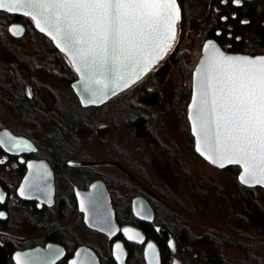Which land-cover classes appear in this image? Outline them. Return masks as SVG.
Returning a JSON list of instances; mask_svg holds the SVG:
<instances>
[{"label":"flooded vegetation","instance_id":"af4514ba","mask_svg":"<svg viewBox=\"0 0 264 264\" xmlns=\"http://www.w3.org/2000/svg\"><path fill=\"white\" fill-rule=\"evenodd\" d=\"M192 1L179 0L182 12L178 22L177 36L179 24L181 29L187 27V23L192 17L191 10L197 8L193 17H197L199 13H203L205 16V24L200 28L201 36L205 37L201 53L203 45L208 39L216 40L228 52L252 55L264 53V45L261 44L258 37L247 31L249 28H253L252 25L257 26L249 12H253L254 3H258L257 10L261 11L262 4L259 0H239V3L235 0H201V2H207L206 7L200 2V5L197 3L198 5L194 7ZM0 16L9 21L5 29L8 36L18 38L24 36L30 29L34 34L38 31L26 16L1 9ZM14 22L23 24L25 29L22 35L17 36L11 32L10 26ZM247 26L250 27L245 29ZM2 42L3 40H0V44ZM10 54L13 55L11 56L13 62L12 60L0 62L2 64L0 67V108H10L19 119L18 123L22 122L31 127L38 124H51L52 128L50 133L43 137L41 143L30 131L22 129V125L6 124L0 115V131L8 130L14 136L25 138L23 143H14L5 136L0 143V195L3 197L0 200V214H2L0 215V244L12 243L14 247L11 255L12 264H16L13 260L16 250L37 245L44 246L48 242L58 243L65 248L64 257L56 264H68L69 259L74 256L75 251L81 245L92 248L98 255L101 264H118L115 256L117 242H120L125 250V264H147L145 247L149 240L156 243L160 253V264H163L162 244L157 241L160 240L159 234L163 230L166 219L161 216L159 210L158 203H160L161 193L151 197L145 192L151 189L149 186H145V164L140 156L145 145L149 148L159 149L163 143L151 127L152 120L145 113V109L150 105L133 102L123 104L120 102V92L111 98L114 100L113 102L107 101L104 104L93 106L97 108L92 114L95 117L89 119L86 118L89 114L85 109L90 106H83L80 102H70L74 100L72 96L69 103L52 104L54 99L50 97L48 88L44 87L43 93L51 101L50 110L44 113V107H38L34 103L38 97L36 92L42 93L38 88L34 89L35 82L31 76L34 72H38L42 76H46L50 72L44 73L38 69L35 71L36 67H42L44 64L40 63L39 66H36V57L34 56H21L18 52ZM51 57L53 62L61 61L60 68L62 70H67V72L70 70L73 73L72 76H69L72 81L77 78L65 55ZM72 81L70 86L71 93L74 95ZM7 86L12 89L22 88L26 102L23 103L20 99L12 102L6 98ZM75 96L79 101L76 94ZM132 106L137 108L136 112L123 117L124 113L122 114L121 110L133 108ZM70 114L72 119L75 116L77 118L69 119L68 115ZM136 115L146 116L148 119L151 141L145 137V134H140L138 131L136 133L133 125ZM105 116L108 118L106 123L109 124V129H112L114 134L108 155L110 161L106 162L111 164L114 170H109V172L101 170L97 161L80 156L72 157L63 138L64 134L78 130L80 127H86L91 122H102L101 120ZM70 121H73V124ZM100 125L104 126L105 124L101 123ZM124 129H126L127 135H122V139H120L119 135L123 134ZM55 139L61 142L62 149L60 151L53 149ZM187 139L189 141L188 137ZM38 162H41V167L43 166L40 176L31 179L35 173L33 171L31 177L27 179L31 174V166H36L35 163ZM49 171L53 175V199L51 201L40 200L34 197V194L37 190L49 189L47 183ZM94 183H98V186L103 185L109 193L114 219L119 227L111 237L107 233L89 226L85 220L86 213L79 205L77 190L87 191ZM21 191H23V195H21ZM145 202L151 207L152 218H148ZM74 221L83 223L88 234L95 237L96 244L86 240L82 241L79 238L78 233L70 226V223ZM167 238V250H165L167 262L165 264H172L174 259H178L179 264H197L186 263L174 236L168 234Z\"/></svg>","mask_w":264,"mask_h":264},{"label":"snow or ice","instance_id":"6c2138e0","mask_svg":"<svg viewBox=\"0 0 264 264\" xmlns=\"http://www.w3.org/2000/svg\"><path fill=\"white\" fill-rule=\"evenodd\" d=\"M0 9H28L23 14L73 57L82 75L112 65L116 87H127L166 53L180 19L176 0H0ZM196 74L197 151L209 153L213 164L243 165L245 184H264V57L225 56L217 50Z\"/></svg>","mask_w":264,"mask_h":264},{"label":"rangeland","instance_id":"374dc122","mask_svg":"<svg viewBox=\"0 0 264 264\" xmlns=\"http://www.w3.org/2000/svg\"><path fill=\"white\" fill-rule=\"evenodd\" d=\"M201 0H193L194 7L200 5ZM198 3V4H197ZM199 10V7H198ZM197 8L191 10V15ZM190 18L187 27L181 29L179 24L178 36L167 55L159 61L154 68L134 85L122 92L129 93L131 88L139 83H149L153 80L151 73L165 64L169 55L175 54L182 57L181 65L191 69L195 68L201 56V46L205 37L201 36L200 28L205 24V16L199 13L197 17ZM6 18L0 16V40L7 42L10 47L19 46L21 56H34L36 66L43 61L44 66L34 69L49 73L46 76L34 72L35 88L42 94L34 100L36 106H43V112L50 110L51 101L43 93L47 87L52 104H66L72 96L70 83L72 72L62 70L61 61L53 62L47 41L34 34L30 29L22 37H13L6 34L8 26ZM9 49L0 44V62L11 61L13 56ZM39 61V62H38ZM13 62V60H12ZM31 63V62H30ZM32 64V63H31ZM49 70V71H48ZM182 68L173 67L163 81L160 93L161 101L156 106H148L145 113L152 120L151 127L161 139L162 146L149 148L145 145L141 153V160L145 164V191L151 197L160 194L159 210L163 218H172L171 214L178 215L196 234H202L208 229L222 233L228 237L226 254L232 264L245 260L246 254L240 247L239 241L244 237L253 236L259 242L264 243V202L260 197L249 198L245 196L237 184L234 176L228 173L226 168L214 166L198 155L194 145L188 141L182 131V111L189 102L190 97L186 88L191 85V77L183 78ZM37 86V87H36ZM154 87L151 84L149 88ZM121 92V93H122ZM122 93L120 102L139 103L133 100V96ZM58 97V99H57ZM129 106V105H128ZM134 108V106H132ZM109 109V108H108ZM137 109V108H135ZM0 115L6 124H19L21 128L30 131L32 135L42 143L43 137L50 133L51 124H41L35 127L18 123L17 116L8 107L0 108ZM1 118V119H2ZM2 119V120H3ZM107 116L102 122L89 123L86 127H80L73 132L64 134V142L67 143L72 157H86L99 162L101 170L109 172L114 170L110 161L109 151L113 143L112 129L106 123ZM104 123L105 125H100ZM94 124V125H93ZM119 135H127L126 129ZM139 156V157H140ZM144 159V160H143ZM103 161V162H102ZM71 229L78 233L79 238L96 244L95 237L88 234L81 222H71Z\"/></svg>","mask_w":264,"mask_h":264},{"label":"water","instance_id":"95a60500","mask_svg":"<svg viewBox=\"0 0 264 264\" xmlns=\"http://www.w3.org/2000/svg\"><path fill=\"white\" fill-rule=\"evenodd\" d=\"M4 3H10L11 0H3ZM176 3L180 9V17H181V5L179 0H176ZM5 10L6 9H1ZM28 9H21L19 12H10L18 15H23L25 11ZM8 12V11H7ZM28 17L34 27L42 34L47 36L53 43V45L61 51L67 60L69 61L70 65L72 66L73 70L75 71L77 78L72 81V88L77 95L79 102L83 106H98L101 104H104L109 99H111L116 94L122 92L123 90L127 89L128 87L134 85L138 80H140L142 77H144L149 71H151L156 64L159 63L161 59H163L167 53L170 51L171 47L173 46L175 40L171 43V47L167 49L166 53L163 54L160 58L155 59L154 62L149 66L147 71H144L138 79L130 80L127 87L120 86L116 87L117 78L115 71L112 67V65H109L105 69H97L95 74L92 71H84V74L82 75L81 72L76 71L77 64L73 63V57L67 52L62 49L60 45L57 44L56 40H54L51 36L47 34V32H41L35 25V22L31 19V17ZM178 22L176 23V37H177V28H178ZM15 29V33L13 31ZM24 26L21 23L14 22L10 26V30L13 34L19 36L22 35L24 32ZM18 33V34H17ZM176 39V38H175ZM207 49V51H206ZM219 50V52L223 53L225 56H233V57H247L251 59H256L260 57H264V53L262 54H247V53H237V52H228L225 49L221 47V45L214 39H208L202 49V55L200 56V59L198 63L196 64L195 68L192 71V77H191V95L190 99L187 105V117L190 124V131L194 137V149L198 155H200L203 159H205L210 164L220 167V163L224 164V167L220 168H227L232 165H237L240 168L238 178L240 180V177L244 175V168L243 165L235 164V163H228L225 161H220L219 163L213 164L211 160L207 158V155L209 153L201 154L200 151H197V146L200 144V138L196 135L195 131L193 130V108H192V102L193 99L197 96V87H198V77H197V69H200L202 66V63L206 60L212 58L216 55V51ZM101 72L103 74H101ZM97 81H103V83H97ZM104 84H107V88L104 87ZM94 101V102H93ZM7 137L9 140H11L14 143L21 142L23 143L25 141V138L14 136L9 132L8 130L0 131V141L4 137ZM43 163V162H42ZM36 166H31V174L27 179H29L35 171L33 178L36 176L39 177L41 174V162L35 163ZM241 182V180H240ZM49 189L47 190H37L36 194H34V197L39 198L40 200H47L51 201L53 199L54 195V182H53V175L49 171L48 172V180H47ZM101 184L100 182H98ZM98 183H94L91 188L87 191H81L77 190L78 199L80 202V208L85 211V220L86 223L96 228L100 231H103L107 233L110 237L113 236L118 231V225L114 219V211L110 202L109 193L105 189V187L98 186ZM243 183V182H242ZM247 186H260L264 188V184H257L254 181H251L247 184L243 183ZM145 210L147 212L148 218H152V210L151 207L147 202H145ZM152 247H149V246ZM65 255V248L54 242H48L46 245H37L31 248H26L23 250H16L13 254V260L16 264H56L61 258H63ZM115 256L117 257L118 264H125V250L122 247L120 242H117L115 244ZM145 258L147 264H160V253L159 249L156 245V243L153 240H149L145 247ZM76 262V264H101L100 259L96 252L86 246L81 245L79 248L75 251L74 256L71 257L68 261V264H73V262ZM172 264H179L178 259H174Z\"/></svg>","mask_w":264,"mask_h":264},{"label":"trees","instance_id":"16d2710c","mask_svg":"<svg viewBox=\"0 0 264 264\" xmlns=\"http://www.w3.org/2000/svg\"><path fill=\"white\" fill-rule=\"evenodd\" d=\"M186 1V0H185ZM261 2V11H258L257 4L254 3L253 5V12H249V15L251 16L253 22L256 23V27L254 25L253 28H249V32L251 34H255L261 44L264 45V0H259ZM200 3L206 7L207 2L203 1ZM11 15V14H10ZM247 26L245 29H248ZM36 35L39 37L44 38L49 47V51L53 52L54 56H63L64 54L59 51L52 43V41L45 35L41 34L40 32L36 31ZM1 45L4 48L9 49L10 52H20L19 46L15 45L14 47H10L7 42H2ZM182 57H176L175 54H172L169 56V59L165 64L160 66L157 70L153 71L151 75L153 76V80H150L149 83H139L131 90H129V93L122 92L127 94V96H133V100L138 101L139 103H145V105L155 106L158 105L161 101V85L165 78L167 77L168 72L173 67H179L182 68V74L183 78L191 77L192 70L184 67L181 65ZM41 61V60H40ZM39 62V61H38ZM43 63V61H41ZM45 64V63H44ZM2 64L0 63V67ZM11 68V67H7ZM14 69V68H12ZM11 71H14L12 70ZM73 74V73H72ZM151 84H154V87L149 88ZM188 97L191 95V85L189 88H186ZM6 98L11 100L12 102H16L19 99L25 103L26 102V96L24 95L22 88H10L6 87L5 90ZM121 93V94H122ZM72 97L74 98L73 101L70 102H79L75 96V94H72ZM76 98V99H75ZM113 99L108 100V102H113ZM56 104V103H55ZM97 109L96 107L90 106L85 109L86 113L89 114V116H86V118L92 119L95 116L92 115L94 113V110ZM122 114L124 113L123 117L127 115H133L135 111L134 108H129L126 110V108H123ZM69 119H72L71 114L68 115ZM77 117H73L72 120H75ZM148 119L146 116L142 115H136L133 119V125L134 129L136 130V133L145 134V137L148 138L151 141L150 138V130L148 126ZM88 121V120H87ZM73 122V121H72ZM71 121L70 123L73 124ZM182 131L187 137L189 138V141L192 145H194V137L190 131V124L187 117V111L186 107L182 111ZM53 149L55 151H60L61 148V142L58 139H55L53 141ZM229 174L235 177L237 184L241 188L242 192L245 194V196L252 198V197H260L262 201L264 202V188L260 186H247L244 185L242 182H240L238 178V174L240 171L239 166L232 165L226 168ZM172 218L165 219V225L163 226V230L161 231L160 240H157L159 243L162 244L163 248V264L167 262L165 258V250H167L166 246V240L168 239V234H172L174 238L176 239L178 243L179 250L181 252L182 258L186 261V263H211V264H232L230 261V258L226 254L227 249V243H229L228 237L222 233L216 232L212 229H208L204 231L202 234H196L194 233L191 228L180 218L178 215L172 213ZM154 232V230L152 229ZM157 235V234H155ZM153 236V235H152ZM158 236V235H157ZM155 238V236H154ZM244 241H239L240 247H242V250L245 252L246 257L245 260L242 262H239L237 264H264V243L259 242L255 237L248 236L244 237ZM14 247L12 243L6 242L5 244H0V264H12V251Z\"/></svg>","mask_w":264,"mask_h":264}]
</instances>
